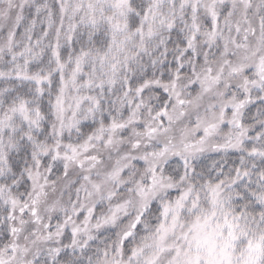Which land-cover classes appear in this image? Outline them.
<instances>
[{"label":"snow or ice","instance_id":"6c2138e0","mask_svg":"<svg viewBox=\"0 0 264 264\" xmlns=\"http://www.w3.org/2000/svg\"><path fill=\"white\" fill-rule=\"evenodd\" d=\"M0 264H264V0H0Z\"/></svg>","mask_w":264,"mask_h":264}]
</instances>
